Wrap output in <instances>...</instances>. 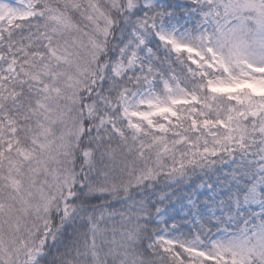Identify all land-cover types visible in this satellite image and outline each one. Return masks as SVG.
Instances as JSON below:
<instances>
[{
  "label": "snow or ice",
  "instance_id": "6c2138e0",
  "mask_svg": "<svg viewBox=\"0 0 264 264\" xmlns=\"http://www.w3.org/2000/svg\"><path fill=\"white\" fill-rule=\"evenodd\" d=\"M0 264H264V0H0Z\"/></svg>",
  "mask_w": 264,
  "mask_h": 264
}]
</instances>
